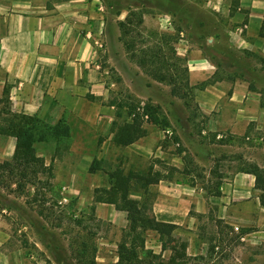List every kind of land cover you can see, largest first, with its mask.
Masks as SVG:
<instances>
[{
  "label": "rangeland",
  "instance_id": "374dc122",
  "mask_svg": "<svg viewBox=\"0 0 264 264\" xmlns=\"http://www.w3.org/2000/svg\"><path fill=\"white\" fill-rule=\"evenodd\" d=\"M100 1L108 26L117 34L111 52H101L120 113L117 124L138 118L144 132L162 145L160 157L131 160L143 169L151 162L158 163L152 168L163 174L177 169L174 177L178 178L181 171L187 173L194 185L206 192L249 165L264 168L262 55L236 49L219 34L233 28L228 16L211 10L208 0ZM128 3L131 6L125 9ZM119 21L125 22L122 28ZM194 49L213 64L214 72L207 78L200 79L195 69H190ZM237 80L245 84L246 115L239 118L240 128L210 129L212 124L227 126L230 121L220 100L209 113L202 111L196 93L209 86L214 87V93L223 91L226 96ZM172 86L180 95H171ZM61 152L60 146L52 150V160ZM108 158L113 161L114 155ZM51 172L65 177L64 163H54ZM51 177L40 172L35 188L30 184L22 188L14 183L17 178L6 172L0 176V218L8 222L10 234L46 264H116L118 242H103L108 239L107 231L94 217L87 195L80 198L74 191H62L60 185L69 180ZM69 184L76 185L75 180ZM212 215L200 218L196 228L185 224L173 231L171 238L178 241V248L180 241L187 243V257L181 264H264V243H254L256 235H241L228 223L217 224ZM172 240L160 238L154 230L145 233L146 248L158 256L152 264H167ZM162 241L167 245L164 250Z\"/></svg>",
  "mask_w": 264,
  "mask_h": 264
},
{
  "label": "crops",
  "instance_id": "0c3cea01",
  "mask_svg": "<svg viewBox=\"0 0 264 264\" xmlns=\"http://www.w3.org/2000/svg\"><path fill=\"white\" fill-rule=\"evenodd\" d=\"M206 4L228 16L233 28L219 32L228 43L264 56V35H260L264 0H238L230 16L231 0H208ZM116 40V31L108 26L100 0H0V129L6 126L9 113L36 116L51 125L61 120L67 125L68 135L35 143L36 154L44 158L45 165L64 163L65 177L56 173L51 178H59L61 182L75 180L76 185L70 186L67 181L60 185L61 189L74 191L80 198L87 195L94 217L107 231L105 244L121 240L127 226L126 211L113 203L95 200V188L106 187L111 191V187L104 170L90 169L92 161L103 162L102 167L104 162L111 167L118 165L124 173L141 172L148 167L143 169L131 157H157L162 148L148 131L125 146L113 141L112 124L120 113L110 92L101 52H111ZM207 41L212 43L213 36ZM199 51H192L190 69L194 68V74L203 79L214 70ZM243 85V81L237 80L226 96L223 91L214 93V87L209 86L196 93L202 111L209 113L220 100L230 121L227 126L212 124L210 129L240 128L239 118L245 113ZM4 87H7L6 104L2 101ZM257 110H262L259 103ZM59 146L61 156L58 154L52 160L51 152ZM89 147L95 150L89 152L86 150ZM14 148L15 137L0 133V162L10 160ZM111 155L113 161L108 158ZM151 189L155 192L152 213L158 221L196 228L199 219L210 213L217 224L225 222L238 230L248 228L246 234L256 235L254 243H264V205L251 173H234L230 181L220 185L216 195L196 185L177 183L175 179L160 180ZM130 197L139 198L140 193L133 191ZM8 226L0 218V264H46L29 252L20 239L14 238ZM117 258L116 255L114 263Z\"/></svg>",
  "mask_w": 264,
  "mask_h": 264
},
{
  "label": "trees",
  "instance_id": "16d2710c",
  "mask_svg": "<svg viewBox=\"0 0 264 264\" xmlns=\"http://www.w3.org/2000/svg\"><path fill=\"white\" fill-rule=\"evenodd\" d=\"M238 4V0H231V8L234 9ZM131 3L126 4L125 9L129 8ZM125 24L124 21H119V26ZM260 35H264V24L261 26ZM262 66H264V56L259 58ZM208 84V83H207ZM7 87L3 89L2 101L6 104ZM171 95H180L179 90L172 86ZM120 117V114L118 115ZM6 126L0 129L1 134H7L15 137V148L10 160L0 162V176L6 172L14 179L18 186L22 188L30 184L34 188L38 181L40 172L48 173L52 176V166L44 164V158L36 154L34 144L47 141L49 138H60V136L68 135L67 125L59 120L57 123L48 124L36 116L24 114H10L5 118ZM141 122L138 118H133L132 122L123 121L117 124V121L112 124L114 129L113 141L120 146L128 145L139 137L144 135V130L141 128ZM99 160L94 159L90 169H102L108 176V185L111 187L109 191L106 187L95 188V200L104 201L115 204L118 208L126 211L127 226L123 230L121 240L117 244V262L116 264H152L153 259L158 257L154 255L150 249L145 246V233L148 230H154L159 234V237H169L174 230L179 228L178 225L161 222L155 219L152 213V203L155 198V192L151 189V185L157 184L160 180L175 179L177 183L194 185V180L188 178V174L181 171V178L174 177L177 169L167 170L163 174L160 170H153L152 165L143 171L129 170L124 173L123 169L116 165L111 167L104 162L102 167ZM241 172L251 173L255 179V188L260 190L259 199L264 205V168L257 165H249L242 169ZM220 184L215 187L214 191L208 193L218 194ZM109 191V192H108ZM140 193L139 198L130 197L131 192ZM191 213V212H190ZM200 216V215H199ZM250 229L239 228V234H246ZM173 244L169 248L171 255L167 260V264L185 263L187 257L185 241L179 242V248L176 246L178 241L172 240ZM162 250L167 248V245L161 242Z\"/></svg>",
  "mask_w": 264,
  "mask_h": 264
},
{
  "label": "built area",
  "instance_id": "2783aa9c",
  "mask_svg": "<svg viewBox=\"0 0 264 264\" xmlns=\"http://www.w3.org/2000/svg\"><path fill=\"white\" fill-rule=\"evenodd\" d=\"M166 133L169 134L170 133L169 130H166ZM63 200H65V199L63 198Z\"/></svg>",
  "mask_w": 264,
  "mask_h": 264
}]
</instances>
